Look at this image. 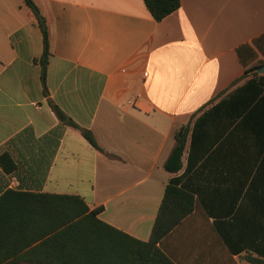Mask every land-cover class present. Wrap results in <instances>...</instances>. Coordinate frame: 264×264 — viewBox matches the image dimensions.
Instances as JSON below:
<instances>
[{
  "label": "crops",
  "instance_id": "crops-1",
  "mask_svg": "<svg viewBox=\"0 0 264 264\" xmlns=\"http://www.w3.org/2000/svg\"><path fill=\"white\" fill-rule=\"evenodd\" d=\"M32 1L48 31L44 65L29 8L0 0V157L15 166L0 162V198L77 195L147 241L175 177L194 208L160 249L174 264H245L244 246L263 236L264 102L250 97L251 73L230 85L264 65V0H180L159 22L142 0ZM191 117L181 170L170 175L162 165ZM17 205L0 255H24L50 235L41 199Z\"/></svg>",
  "mask_w": 264,
  "mask_h": 264
},
{
  "label": "trees",
  "instance_id": "trees-1",
  "mask_svg": "<svg viewBox=\"0 0 264 264\" xmlns=\"http://www.w3.org/2000/svg\"><path fill=\"white\" fill-rule=\"evenodd\" d=\"M23 2L33 14L39 27L44 65L49 55L45 21L32 0H23ZM142 2L156 22L177 10L180 4V0H142ZM255 70L256 67L245 70L243 75L233 81L230 86H234L251 73L255 79L250 83V97L253 99L259 97L258 100L262 103L264 102V76L258 75ZM51 109L62 124L78 128L55 105L51 104ZM191 120L192 117L174 133V146L162 165L163 170L170 175H175L181 170L182 155L191 131ZM81 133L91 146L103 153L89 131L81 130ZM0 162H5L7 172L15 168L6 155L0 157ZM31 198L41 199V203H45V219L46 223L49 222L45 234L50 235L24 255H0V263L11 256H16L10 264L18 262L25 264H174L160 249L159 243L194 208L193 195L178 186L176 178L172 177L164 187L149 238L147 241H141L98 219L97 214L101 207L89 209L83 199L77 195H35L8 191L0 198V230H9L14 225L10 219L18 210L17 202L24 203ZM25 224L24 221L18 222L21 226ZM260 225L263 236L258 242L244 246L251 250L242 257L245 264H264V223ZM224 234L221 232V236L224 237ZM250 240L249 238L248 242ZM252 251L255 256L252 255Z\"/></svg>",
  "mask_w": 264,
  "mask_h": 264
},
{
  "label": "water",
  "instance_id": "water-1",
  "mask_svg": "<svg viewBox=\"0 0 264 264\" xmlns=\"http://www.w3.org/2000/svg\"><path fill=\"white\" fill-rule=\"evenodd\" d=\"M256 73L264 75V65L256 68Z\"/></svg>",
  "mask_w": 264,
  "mask_h": 264
}]
</instances>
